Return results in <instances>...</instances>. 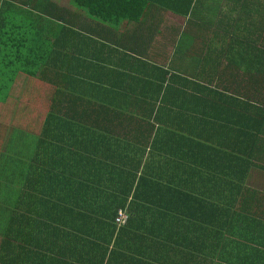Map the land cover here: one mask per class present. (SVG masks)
<instances>
[{"label":"trees","instance_id":"trees-1","mask_svg":"<svg viewBox=\"0 0 264 264\" xmlns=\"http://www.w3.org/2000/svg\"><path fill=\"white\" fill-rule=\"evenodd\" d=\"M149 1L200 3H68L98 27ZM229 1L239 33L183 34L164 65L50 0H0V104L20 74L53 89L0 264H264V5Z\"/></svg>","mask_w":264,"mask_h":264},{"label":"crops","instance_id":"crops-1","mask_svg":"<svg viewBox=\"0 0 264 264\" xmlns=\"http://www.w3.org/2000/svg\"><path fill=\"white\" fill-rule=\"evenodd\" d=\"M50 1L58 6L67 8L68 13H75L78 19L83 16V22L80 21L79 24L84 27L85 31H90L93 26L97 30H103L101 31L102 33L105 31L104 26H108L113 30L110 31L111 34L115 35L113 38L121 37V42L127 47L140 45L147 50L171 49L177 46L178 40L185 34L188 39L183 44H180L181 47L201 49L205 47L206 41L209 39L215 45L218 41L217 35L220 34L222 29H226L232 35L233 33H239L234 12L228 13L227 10L231 6V1L229 0H200L197 12L194 13L193 18H189V16L182 17L169 10L157 9L155 4L149 1L143 15L140 17L133 16L137 20H121L117 26L106 24L101 26L100 24L98 27H96L97 23L92 21L93 18H88L85 14L88 12L76 8L68 3V0ZM258 1L264 5V0ZM252 23V17H248L246 19L247 29H250ZM168 59L166 62H168Z\"/></svg>","mask_w":264,"mask_h":264},{"label":"rangeland","instance_id":"rangeland-1","mask_svg":"<svg viewBox=\"0 0 264 264\" xmlns=\"http://www.w3.org/2000/svg\"><path fill=\"white\" fill-rule=\"evenodd\" d=\"M176 47L150 50L151 58L168 65L166 61ZM17 78L7 102L0 104V240L6 213L2 207L13 204L21 187L23 177L19 175L25 171L53 94L51 86L27 75Z\"/></svg>","mask_w":264,"mask_h":264},{"label":"built area","instance_id":"built-area-1","mask_svg":"<svg viewBox=\"0 0 264 264\" xmlns=\"http://www.w3.org/2000/svg\"><path fill=\"white\" fill-rule=\"evenodd\" d=\"M126 218H127L126 212L123 211V210H119L118 215H117V217L115 218V220H116L118 223H124V221L126 220Z\"/></svg>","mask_w":264,"mask_h":264}]
</instances>
